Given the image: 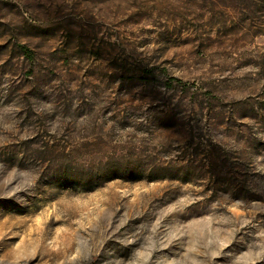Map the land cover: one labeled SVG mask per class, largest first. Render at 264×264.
Returning <instances> with one entry per match:
<instances>
[{
	"label": "rangeland",
	"instance_id": "374dc122",
	"mask_svg": "<svg viewBox=\"0 0 264 264\" xmlns=\"http://www.w3.org/2000/svg\"><path fill=\"white\" fill-rule=\"evenodd\" d=\"M0 264H264V0H0Z\"/></svg>",
	"mask_w": 264,
	"mask_h": 264
},
{
	"label": "trees",
	"instance_id": "16d2710c",
	"mask_svg": "<svg viewBox=\"0 0 264 264\" xmlns=\"http://www.w3.org/2000/svg\"><path fill=\"white\" fill-rule=\"evenodd\" d=\"M25 52L27 53V50L25 49ZM177 81H179V80H177Z\"/></svg>",
	"mask_w": 264,
	"mask_h": 264
}]
</instances>
